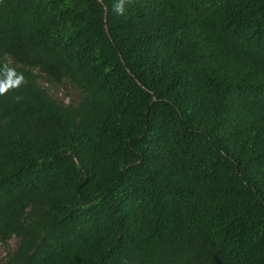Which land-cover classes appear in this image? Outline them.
Here are the masks:
<instances>
[{"label": "trees", "instance_id": "trees-1", "mask_svg": "<svg viewBox=\"0 0 264 264\" xmlns=\"http://www.w3.org/2000/svg\"><path fill=\"white\" fill-rule=\"evenodd\" d=\"M118 3L0 0V264H264V0Z\"/></svg>", "mask_w": 264, "mask_h": 264}, {"label": "rangeland", "instance_id": "rangeland-1", "mask_svg": "<svg viewBox=\"0 0 264 264\" xmlns=\"http://www.w3.org/2000/svg\"><path fill=\"white\" fill-rule=\"evenodd\" d=\"M42 84L45 85L44 82H42ZM49 92L64 104L75 101L77 99V91L67 85H56L53 88H50ZM15 244L16 238L14 237L10 238L7 241L6 246L0 243V259L3 258L6 249L14 248Z\"/></svg>", "mask_w": 264, "mask_h": 264}, {"label": "clouds", "instance_id": "clouds-1", "mask_svg": "<svg viewBox=\"0 0 264 264\" xmlns=\"http://www.w3.org/2000/svg\"><path fill=\"white\" fill-rule=\"evenodd\" d=\"M123 0H120V3L116 4L114 6V10L118 13V14H122L123 12ZM11 75V74H10ZM22 80V77H17V79L15 81H12L11 79H9V84H19ZM8 85L6 84H3V83H0V92H3L5 90V88L7 87Z\"/></svg>", "mask_w": 264, "mask_h": 264}]
</instances>
